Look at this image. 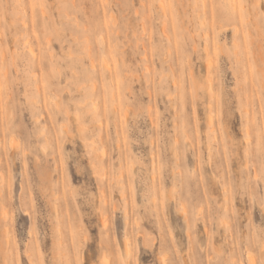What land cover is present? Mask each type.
Listing matches in <instances>:
<instances>
[{
  "label": "rangeland",
  "instance_id": "rangeland-1",
  "mask_svg": "<svg viewBox=\"0 0 264 264\" xmlns=\"http://www.w3.org/2000/svg\"><path fill=\"white\" fill-rule=\"evenodd\" d=\"M0 264H264V0H0Z\"/></svg>",
  "mask_w": 264,
  "mask_h": 264
}]
</instances>
